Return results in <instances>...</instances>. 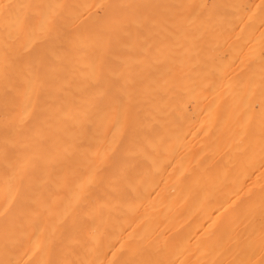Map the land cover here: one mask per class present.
Returning <instances> with one entry per match:
<instances>
[{
  "label": "bare ground",
  "instance_id": "bare-ground-1",
  "mask_svg": "<svg viewBox=\"0 0 264 264\" xmlns=\"http://www.w3.org/2000/svg\"><path fill=\"white\" fill-rule=\"evenodd\" d=\"M226 1L0 0V264L261 263L264 0Z\"/></svg>",
  "mask_w": 264,
  "mask_h": 264
},
{
  "label": "rangeland",
  "instance_id": "rangeland-1",
  "mask_svg": "<svg viewBox=\"0 0 264 264\" xmlns=\"http://www.w3.org/2000/svg\"><path fill=\"white\" fill-rule=\"evenodd\" d=\"M140 2L142 5H145L148 0H141ZM239 0L233 1L228 0L224 2L225 5H231L233 6L235 3H237ZM200 2V0H185V5L187 6V9H190L191 7H196V5ZM212 2L210 3V5ZM141 5V6H142ZM213 8V7H211ZM185 15V18L187 20L185 32H184V40L179 43V46L183 48V51L179 53V57L182 58H188L193 57L201 58V63H208L212 60V54L208 50L209 48H205L203 44L199 46L198 39L199 34L203 35V33H206L208 30V24H205L201 22L197 25L196 22H194V19L189 16L187 13H183ZM127 47V46H126ZM195 62V61H193ZM202 65V64H201ZM251 206L253 209V214L251 218V231L255 234L258 238V246L256 248H262L263 254H264V196L260 200L255 199V195L253 194L251 199ZM258 212L259 220L255 219V214ZM260 264H264V257Z\"/></svg>",
  "mask_w": 264,
  "mask_h": 264
}]
</instances>
